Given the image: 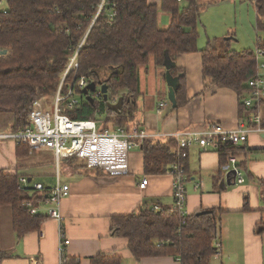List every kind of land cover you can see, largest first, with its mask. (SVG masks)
I'll use <instances>...</instances> for the list:
<instances>
[{
    "label": "trees",
    "instance_id": "16d2710c",
    "mask_svg": "<svg viewBox=\"0 0 264 264\" xmlns=\"http://www.w3.org/2000/svg\"><path fill=\"white\" fill-rule=\"evenodd\" d=\"M4 1L7 7L0 10V49L7 54L0 56V113L12 116V132L28 126L34 101L54 98L60 76L82 40L76 55L77 80L84 77L88 83L98 84V70L106 69L109 76L102 82L107 83L110 95H120L124 103L119 113H113L102 102L88 101L83 91H77L81 96L79 105L63 111L73 120H93L100 124L102 117L111 121L112 128L126 126L133 121L138 69L147 67L151 60L156 67L163 68L166 56L174 62L178 55L193 52L201 54L206 86L236 92L240 111L245 110L242 101L249 95L247 83L256 69L253 51L219 54L210 44L199 50L196 23L203 6L200 0H184L186 5L182 8L177 0H160V9L170 16L166 29L158 28V7L148 0H107L93 23L100 0ZM253 1L256 30L264 34V0ZM112 5L114 17L110 19ZM170 75H179L176 67L170 69ZM183 77H179L175 92L176 107L183 105L179 100L183 94ZM66 81L70 83L71 77ZM248 110L251 114L255 112ZM176 148L173 140L143 142L144 173L163 174L169 165L177 162ZM217 151L223 159L238 155L243 149L220 146ZM16 152L27 155V148L17 144ZM178 163L184 167V162ZM18 179L17 174L0 170V207L11 208L13 229L17 238H21L37 232L44 217L31 215L26 209L24 203L31 193L17 189ZM244 210H247L246 202ZM221 214L222 211L212 209L203 215L181 216L169 208H146L138 213L113 216L111 235L127 240L135 260L173 257L180 264H209L217 252L213 244ZM263 231L264 226H259L257 232ZM63 256L64 264H79L76 259ZM90 264H122V259L98 254L90 259Z\"/></svg>",
    "mask_w": 264,
    "mask_h": 264
},
{
    "label": "crops",
    "instance_id": "0c3cea01",
    "mask_svg": "<svg viewBox=\"0 0 264 264\" xmlns=\"http://www.w3.org/2000/svg\"><path fill=\"white\" fill-rule=\"evenodd\" d=\"M148 2L160 7V0ZM223 36L228 37L229 31ZM234 38L232 33L228 40L225 38L224 45L230 47V41L236 42ZM207 44L217 49L215 44ZM173 63L179 75L184 76L183 94L179 97L183 105L176 107V103L173 106L169 101L164 80L166 70L156 67L151 60L147 67L138 69L136 106L133 121L127 125L140 126L153 136L147 140L153 143H166L176 132L203 130L214 124L228 130L240 124L252 128L238 155L221 159L217 149L203 150L195 145L188 149L181 216L212 209L222 211L213 244L220 247L209 264H264V231L257 232L259 226H264V132L253 131L256 128L252 123L254 113L246 108L240 111L236 92L206 86L199 52L180 54ZM255 111L264 131V98ZM5 116L9 119L4 123L8 121V124L1 125L0 129L7 127L6 132H9L13 119L10 114L0 113L1 118ZM6 132L0 130V133ZM230 157L236 159V167L243 177L241 184L236 183L233 174L226 177L230 172ZM167 169L163 174L146 175L141 146L129 152L126 174L109 175L98 169L88 170L85 163L77 159H57L49 150H38L31 156L17 155L13 141H0V170L25 176L30 185L39 183L46 190L57 181L69 186L68 196L58 204L60 221L44 217L37 232L21 238H17L13 229L11 208L0 207V264H60L62 248L65 256L76 259L79 264H90V259L98 254L118 256L122 264H180L173 257L135 260L127 240L111 235L113 216L154 207L156 210L173 209L174 180ZM143 179L148 182L140 189ZM245 202L247 210H244ZM62 237L69 241L63 247Z\"/></svg>",
    "mask_w": 264,
    "mask_h": 264
},
{
    "label": "built area",
    "instance_id": "2783aa9c",
    "mask_svg": "<svg viewBox=\"0 0 264 264\" xmlns=\"http://www.w3.org/2000/svg\"><path fill=\"white\" fill-rule=\"evenodd\" d=\"M106 1L100 0L98 3L92 23L106 6ZM177 1L181 2L182 0ZM113 8L114 5L111 6L110 19L114 17ZM82 43L83 40L79 43L75 53L70 58L68 66L65 67L60 76L58 88L50 108L51 111L45 108L41 100L34 101L28 115V126L18 132L0 133V141L11 140L16 145L23 144L27 148L28 156L33 155L38 150H49L54 153L57 159L73 158L83 161L88 170L98 169L109 175H123L127 173L129 152L134 148H139L143 142L152 139L153 136L149 135L137 124L111 129L107 127L101 128L96 121L73 120L68 115L63 114V111H71L79 105L81 96L77 94V91H83L89 84L84 77H80L77 80L78 64L76 55ZM256 44L253 51L256 69L254 75L247 83L249 95L242 101L246 109L255 110L259 108L264 98V44L261 39H258ZM68 77H71L70 83L66 81ZM89 94H92L93 99L102 102L105 106L107 103L116 104L120 97L119 95H110L108 90L107 101L104 102L100 87L97 89V86L95 92H89ZM159 106L163 107L164 104ZM252 123L256 127L253 131L264 132L259 126L260 116L256 111L253 114ZM251 129L240 124L228 130L221 125L214 124L207 129L179 131L169 136V139L173 140L177 146V162L169 165L167 169V172L174 180V207L172 211L183 215L182 210L185 203L183 184L187 178L184 167L178 162H184L187 159L188 149L194 145L203 150L218 149L220 146L237 148L246 143L248 134L252 131ZM229 163L231 165L230 171H234L233 175L236 183H243L241 172L236 167V159L230 157ZM147 182V179H143L139 183V188L144 189ZM17 189L31 193L29 199L24 203L31 215H43L45 218L60 221L61 216L58 204L63 198L68 196V185L57 181L53 187L46 190L39 183L30 185L28 179L25 176H21L18 179ZM34 194L36 196H33ZM156 209L157 207L153 208V210ZM61 239L62 247L68 245V240L63 239V237ZM219 247V244H215L216 251ZM60 251V264H64L63 248Z\"/></svg>",
    "mask_w": 264,
    "mask_h": 264
},
{
    "label": "rangeland",
    "instance_id": "374dc122",
    "mask_svg": "<svg viewBox=\"0 0 264 264\" xmlns=\"http://www.w3.org/2000/svg\"><path fill=\"white\" fill-rule=\"evenodd\" d=\"M158 1V0H157ZM203 6L200 9L199 17L196 23V31L198 33L197 48L199 50L204 49L208 42L215 44L219 54H223L227 51H254L258 39L263 40L264 34L258 33L256 30V14L253 0H200ZM185 1L180 2V8L185 6ZM6 2L0 0V10L6 9ZM170 22V16L168 13L163 12L158 7V28L166 29ZM229 31V36L224 37V32ZM235 35L234 41H230V47L225 46V38L231 37V34ZM150 67V66H149ZM99 83L96 85L99 89L100 84L107 76L109 71L106 69H99ZM165 80V79H164ZM51 100L42 99L41 102L46 108L52 105ZM9 117V115H7ZM0 117V128L6 119ZM99 126L107 125L108 128H112L111 121H105V118L101 117ZM8 124V123H7ZM7 127H4L5 132Z\"/></svg>",
    "mask_w": 264,
    "mask_h": 264
},
{
    "label": "water",
    "instance_id": "95a60500",
    "mask_svg": "<svg viewBox=\"0 0 264 264\" xmlns=\"http://www.w3.org/2000/svg\"><path fill=\"white\" fill-rule=\"evenodd\" d=\"M226 40H228V38ZM6 54H7L6 50L0 51V56H4ZM174 66H175L174 63L170 61V59L166 56L164 63H163V67L166 70L165 71V81L168 86V98H169V101L173 104V106H175L174 94L176 90L178 89L179 77H180V75H178L177 77H173L170 75V69L173 68ZM95 89H96L95 83H89L87 85V87L83 90V95L86 97V100L91 101V102L93 101V98L89 95V92L93 93L95 92ZM100 92L102 94L103 101L106 102L107 92H108V85L106 82L100 84ZM123 103H124L123 98L120 97L116 104L107 103L106 107L109 111H112L113 113H119L123 108ZM233 172L234 171H230L226 177L228 178V176L230 174H233ZM205 213H206L205 211H202L200 213H197V215H203Z\"/></svg>",
    "mask_w": 264,
    "mask_h": 264
}]
</instances>
